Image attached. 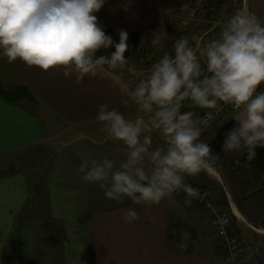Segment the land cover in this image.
Segmentation results:
<instances>
[{
	"label": "clouds",
	"instance_id": "clouds-1",
	"mask_svg": "<svg viewBox=\"0 0 264 264\" xmlns=\"http://www.w3.org/2000/svg\"><path fill=\"white\" fill-rule=\"evenodd\" d=\"M105 3L0 0V58L42 71L62 68L63 77L78 85L86 77H116L139 115L128 119L102 103L95 119L106 139L124 146V158L85 159L76 168L80 179L98 185L105 198L118 204L128 198L146 207L180 191L188 203L200 199L199 189L185 180L219 162V153L201 136L225 108L235 122L224 132L222 151L251 161L256 148H264V91H258L264 84V16L252 11L247 0H233L237 7L218 22L216 35L180 37L171 53L164 52L145 69L125 56L128 32L118 30L117 42L99 23L96 13ZM150 43L164 47L159 35ZM110 47L115 50L97 55ZM196 108L206 110L203 117ZM121 216L126 224L140 218L134 208ZM188 236L181 233V250Z\"/></svg>",
	"mask_w": 264,
	"mask_h": 264
},
{
	"label": "crops",
	"instance_id": "crops-1",
	"mask_svg": "<svg viewBox=\"0 0 264 264\" xmlns=\"http://www.w3.org/2000/svg\"><path fill=\"white\" fill-rule=\"evenodd\" d=\"M203 2L204 0H106L96 15L101 25L111 28L118 36L120 29L130 34L141 32L149 24L166 25L164 13L197 11L202 8ZM229 7L223 11V17L219 20L234 12V6L231 4ZM249 7L258 15L264 16V0H249ZM218 11H221V5ZM215 19L217 17L194 19L186 29L175 28L167 50H162L152 63L164 52L171 53L176 39L190 37L193 31L205 33L208 37L216 35L219 27L215 26ZM131 59L128 58L130 64ZM151 64L144 65L143 68L147 69ZM20 66L18 68L23 71L20 75L26 85L31 87L42 82V79L39 80L34 75L29 76V72L37 67ZM51 78H54L57 86L66 79L63 75L61 78L52 76L48 84L53 81ZM124 78L127 79L126 73ZM68 82L69 89L72 90L70 98L61 102L57 98L50 100L42 94L40 103L56 113L61 110L68 124L77 121L91 122L94 129L88 135L90 142L76 149L70 148L71 143L77 137L83 138L85 134L79 133L74 137L65 135L63 129H48L45 125L46 121L51 126L48 116L38 115L24 103L26 101L8 100L0 94V162L8 165L6 170L0 172V250L30 197L24 169L12 168L7 160L18 159V156L27 153V159L34 164L29 169L35 175L38 174L36 168L39 167L35 163L39 156L33 150L43 148L47 151L46 169L41 173L44 178L42 188L46 193L44 195L42 192L39 196L46 203L44 202L45 209L41 213L48 220L50 233L54 232V228L57 231V264H229L214 229L208 223L206 212L198 203H188L173 195L158 206L137 205L128 198L118 204L105 198L98 185L80 179L76 168L82 160L108 157L119 162L116 152L121 153L124 148L116 145L111 150L114 153L112 155L106 149L104 155L99 149L101 143L109 140L102 131V125L95 119L98 106L107 103L123 112L128 119H134L139 113L132 102L125 99L126 94L114 76L112 79L111 75L85 78L80 87L74 82ZM104 85L108 87L104 88ZM59 92L60 88L58 94ZM76 92L78 98L75 101L73 96ZM67 97L65 91L60 93L61 99ZM193 110L196 114L202 111L199 108ZM233 116V112L224 113L202 133L201 139L209 143L213 141L219 129L234 120ZM185 182L207 188L214 200L231 216L230 231L242 244L241 264H264V168L243 155L222 152L219 162L211 170L195 177H186ZM256 184L259 188L251 190ZM128 208H134L140 216L133 224H126L121 216V212ZM152 217L156 218L157 223L152 222ZM183 232H187L189 236L187 247L181 250L178 244L182 242Z\"/></svg>",
	"mask_w": 264,
	"mask_h": 264
},
{
	"label": "rangeland",
	"instance_id": "rangeland-1",
	"mask_svg": "<svg viewBox=\"0 0 264 264\" xmlns=\"http://www.w3.org/2000/svg\"><path fill=\"white\" fill-rule=\"evenodd\" d=\"M221 2V11L217 12V19L223 17V11H226L229 6H231V0H216ZM230 8V7H229ZM206 8L198 9L197 11H185L180 13H164V18L166 19V25L162 26H154L148 25L146 28L142 29V43L141 49L131 57V63L135 64L137 67H144V65H149L152 61L159 57V53L164 50H167V46L169 41L171 40V35L174 33L175 28H185L194 21V19H206L208 18L205 15ZM195 12V13H194ZM215 19V20H217ZM214 21V20H213ZM215 24V23H214ZM159 35L161 37V42L164 45L163 48L157 49L153 47L150 43V40L153 36ZM103 52H108V50H101L97 54H103ZM21 65H25L20 60L13 61L9 63L6 58H0V93L4 95H8L9 97L15 99V97H19L17 94L19 91L18 87L21 85H26L24 80L21 77V71L18 67ZM18 69V70H17ZM21 72V73H20ZM62 68H54L49 69L48 71H42L39 68L31 70L29 72V76L34 75V77L38 78L39 80L42 79L38 85H31V87L27 84L26 87L32 93L33 97L30 99L28 98H16L15 100L26 101L25 104L29 105V107L38 115L40 116H48L50 120L51 126L49 127L48 123L45 121V125L48 129L63 131L65 135L76 136L79 133L82 135L85 134L83 138H78L71 143L70 148L76 149L82 145H86L90 142V138L88 135L92 133L94 127L90 125V121H82V122H72L71 124L65 120L64 116L62 115L61 110L59 113L54 112L53 109L49 107H45L42 105V94L49 97L50 100H55L56 98L59 101H65L66 99L71 97L72 90L69 89V82H73L72 79L70 80H63L60 86H57L54 78H51L53 81L48 84V80L50 81V77H59L62 76ZM28 75V73H26ZM113 75H111L112 79ZM115 77V76H114ZM48 78V79H47ZM87 78V77H86ZM85 80V79H84ZM44 82V83H43ZM49 85V86H48ZM60 88V92L58 94V89ZM80 87V84H79ZM107 85H104V88H107ZM72 88V87H71ZM264 88V84L258 86V91H261ZM35 91H33V90ZM78 90V89H77ZM68 96L67 98H60V93L64 92ZM35 94H34V93ZM69 93V94H68ZM125 93V92H124ZM77 92L74 94L75 101L77 100L76 96ZM126 94V93H125ZM58 95V96H57ZM99 98V97H98ZM127 97H125V99ZM26 99V100H23ZM28 101V102H27ZM130 101V100H129ZM130 103L127 104V109H129ZM128 111V110H127ZM66 112V111H65ZM69 125V127L67 126ZM74 136V137H75ZM87 136V137H86ZM88 138V139H87ZM120 142L109 140L107 142L101 143L102 145L99 146L101 152L108 151V154L112 155L111 150H113L116 145H120L124 147ZM106 149V150H105ZM103 150V151H102ZM35 151L34 154L38 155L39 158L36 160L35 165L39 168H36L38 174L32 173L33 171L29 169V167L34 166L33 162H29L27 159V153H24L22 156H18V159L11 158L8 159L9 165L13 168H21L24 169L25 174L24 177L27 180L28 188L30 190V197L28 202L26 203L25 207L23 208L24 212L20 213L16 218V225L13 227L6 243L2 245L0 253V259L2 260V264H57L59 261L57 255L58 252V240L55 237L57 234L56 228H54V232L50 233L48 229V220L45 218V215L41 213L44 211V200L41 198L42 192L45 195L46 190L42 188V181L43 175L42 172L46 169V161L45 157L47 151L43 148L33 150ZM116 152V151H115ZM117 159L122 160L124 158L123 151L121 153L116 152ZM106 155V153H104ZM15 159V160H13ZM38 161V162H37ZM45 162V165H44ZM34 170V169H33ZM37 176V177H36ZM259 185L256 184L251 188V190L258 189ZM41 191V194L39 193ZM253 197V199H255ZM214 199V198H213ZM192 202V201H191ZM46 203V202H45ZM224 208V207H223ZM225 210V208H224ZM231 218V216L229 215ZM263 220H264V216ZM232 220V218H231ZM223 250V245L220 243ZM240 248H241V257L242 255V244L240 240ZM224 253V250H223ZM225 255V254H224Z\"/></svg>",
	"mask_w": 264,
	"mask_h": 264
},
{
	"label": "built area",
	"instance_id": "built-area-1",
	"mask_svg": "<svg viewBox=\"0 0 264 264\" xmlns=\"http://www.w3.org/2000/svg\"><path fill=\"white\" fill-rule=\"evenodd\" d=\"M240 2L243 3V0H240ZM231 4L234 6V8L237 7V5L233 3V0H231ZM247 4L249 7V0H247ZM219 21L221 20H216L214 22L215 26H218ZM192 35L203 37L205 40L210 38L205 33H199L197 31L191 32L189 38H191ZM205 111L206 110L202 109V111L200 113H197V115L203 117ZM226 112H232V111L230 110V108H225L216 117L215 120L219 119ZM188 184H190L193 188L199 189L201 193V198L193 199L192 202L198 203L206 212L208 216L209 225L214 229L219 242L223 245V250L226 260L228 261L229 264H241L242 257H241L240 239L234 236L230 231L231 218L229 217V214L224 210L223 206L219 202L213 199L210 191L207 188L200 187L191 183ZM173 195L180 197L184 200H188V197L183 191H180L179 193H175Z\"/></svg>",
	"mask_w": 264,
	"mask_h": 264
},
{
	"label": "trees",
	"instance_id": "trees-1",
	"mask_svg": "<svg viewBox=\"0 0 264 264\" xmlns=\"http://www.w3.org/2000/svg\"><path fill=\"white\" fill-rule=\"evenodd\" d=\"M221 2L220 1H216V0H204L202 8H206L205 11V15H207L209 18H216L217 17V12L218 9L220 8ZM104 30L106 31L107 34H110L114 40H116L118 42L119 37L114 33V31L109 28V27H104ZM129 48L128 51H126L125 56L130 58L133 57L140 49H141V43H142V39H141V33L140 32H131L130 34H128V41H127ZM108 52L110 51H114L115 49L113 47H110L109 49H107ZM106 52H103V54H105ZM100 55V54H97ZM19 91L17 94L19 95V97H15L16 98H32L33 95L31 94V92L29 91V89L24 86L21 85L18 87ZM2 94V93H0ZM4 95V94H2ZM4 97H6L8 100H15L11 97H9L8 95H4ZM234 120H231L229 122H227L226 124H224L220 129L219 132L217 134V137L210 142L212 149L214 150V152L219 153L220 157L222 155V149H221V142L224 138V132L231 128L234 124ZM253 161L256 162V164L260 165V167L264 168V148H256V156L253 159Z\"/></svg>",
	"mask_w": 264,
	"mask_h": 264
},
{
	"label": "water",
	"instance_id": "water-1",
	"mask_svg": "<svg viewBox=\"0 0 264 264\" xmlns=\"http://www.w3.org/2000/svg\"><path fill=\"white\" fill-rule=\"evenodd\" d=\"M7 167H8L7 163L0 162V172L6 170Z\"/></svg>",
	"mask_w": 264,
	"mask_h": 264
}]
</instances>
